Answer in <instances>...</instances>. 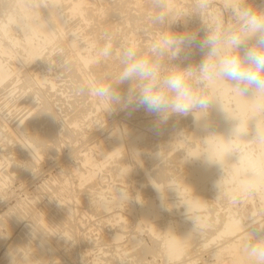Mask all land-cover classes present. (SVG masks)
<instances>
[{"label": "rangeland", "instance_id": "1", "mask_svg": "<svg viewBox=\"0 0 264 264\" xmlns=\"http://www.w3.org/2000/svg\"><path fill=\"white\" fill-rule=\"evenodd\" d=\"M16 1L17 0H12V4ZM93 1L95 2V0ZM175 1L176 0H168L167 3L169 2L168 8L176 17H180L182 15V11L185 12L186 10L188 12L192 10L194 0ZM248 1L246 2L254 8L264 9V0ZM151 2H153V0H143L141 5L137 3V0H108L107 5L105 4L106 2L97 3L95 6L91 7V12H88L89 15L91 14V18L85 23L80 20L79 17H69V12L67 13L68 9L66 6L69 2H67V0H60V6L62 4L63 5L59 7L61 11V13L60 11L59 13L61 16L63 15L62 17H64V21L66 22L63 27V33L67 34L65 35V38L68 37V39L71 38L75 42L78 41L77 44L79 46H82L85 43V38L90 35L94 36L96 34L99 38L106 40L104 38L108 33L107 36L109 35L108 37H110L113 50L115 51V49L125 45L122 33L130 34V32L134 29V32L139 29V32H135L137 34L135 39L137 40L136 42L138 48L140 47L141 51H143L144 46L148 48L153 39L158 38L162 33H165V28L167 26H170L171 31L175 33H184L186 31L190 32L192 30L196 31V29H201V19L198 14H192L193 16L191 15L185 17L183 27L182 20H178L167 26L153 24L151 17L157 13V9L153 7V4H149ZM173 2H175L176 5ZM223 2L224 0H211V7L208 10V14L210 16L223 15L225 25L229 26L233 24L234 21L229 13L223 12ZM45 4L46 6L48 5V0H45ZM177 4L179 8L177 7ZM86 7L87 6H85L84 9L89 8ZM97 8H102V10L99 11ZM187 12H185V14ZM135 25L138 26L136 27ZM123 28L127 29V31H122ZM103 34L105 36H103ZM75 36H77V38ZM203 36V30L199 31L198 39ZM65 38H63L62 41L60 40L56 42V44L54 43L55 46L54 44H51L50 46L53 49L49 45L47 46V49L49 48L50 50L45 53H51L47 55V58H45V61L43 62L39 61L38 63L27 64L22 61H14V63L11 60V65L16 64L15 66H17L18 72L14 75V81L12 80L13 82L0 88V184H2L0 185V264H12V255L14 258L13 264L20 262L24 255L28 256L30 259L27 264H241V262L242 264H247L246 262L248 261H245L247 260L244 259L245 257H243L241 261L240 257L237 258V256L233 255V252L226 247L227 244L232 242L231 240H235V235L227 236L225 234H221L219 237L216 236L217 232L220 230V225L223 219L222 217H224L226 213L225 206L228 202L227 196L234 195L232 201H235L237 205H240L236 211V215L242 210L241 199H236L239 197V193L234 190L225 189L223 188V185L220 192L216 186H206L204 199L205 206H207V208H205L207 215H204L199 211L197 212V218L200 217L198 218V222L200 223L204 221L205 224L203 227L201 226L202 230L193 233L195 235L194 241H192L190 237L192 236L190 232H183L186 227H184L185 229H180L182 226L178 224H182L184 222V217L188 214L186 206L180 203L182 197L181 194H177L175 191H172V196L170 193L166 197L167 201L175 199L173 200V202H175V206L173 207L174 210L172 208L171 212H168L161 207V205H159V209L157 208V212L154 217L151 215L147 221L141 220L140 210L146 205V202L149 200L158 202L159 200L158 198L156 199L155 192H153L154 189L150 183L151 179L149 174H157L160 168V171H162V167L164 168L167 165L166 162L168 163V161L171 160V156L173 157L174 155L175 160L181 158L182 149L185 146L193 144V140H190L185 136V133L188 131L190 126V124H188L189 117L187 116L183 118V116H181L184 119L183 120L180 116L173 115L171 116L173 118L172 121H170L172 118H169V122L171 124L167 121V124L173 126L174 128L179 126L180 122L187 121L186 123L182 122V126L180 125V127L175 128L177 132L180 133L182 130L183 133L182 131L180 134H177L176 132L174 134L176 138L173 135L174 139L172 136L170 137V140H172V147L170 146V140H167L169 142L166 141V139L169 138H166L165 141L160 139V142H155L157 138H153L156 140L154 141V147L152 145L150 149H153L155 152L152 157L155 158V156H157L156 159H158L159 154V159H155L156 161H153L155 164L152 162H150V164L140 158H130L125 151H123L121 156L115 155V157L112 156V158L105 153V149L101 150L100 154L97 153V148L101 147L102 143L104 144L105 140L108 139L110 134L115 131L116 128L122 129L124 126L127 133L130 135L139 132L140 130H143L142 128H144V130H146L145 132H148V134L150 132L149 135H151L153 131L149 128H153V126L150 124L154 123L157 118L154 114H147L143 108L133 109L130 107L122 109L117 107L115 111L105 113L103 109L100 108L99 111L98 108H95V106L97 107L99 103L94 97L76 95L74 93V88L78 85V83H81V81L77 77L70 74V70H65V67H67L71 62V58L67 57L69 56V53L66 51L67 49L64 45L61 46V44L64 43ZM126 42V44L129 43L128 41ZM138 44H140V46ZM56 47L59 48L57 49ZM146 52L145 48V53ZM15 53L17 56L18 53ZM58 55H60V58H58ZM48 57L51 60H49ZM202 59L203 53L197 46L195 47L194 45L191 49H186L177 59L172 60L170 63L184 68L190 64L198 65ZM62 60L64 62H62ZM107 60H109V58ZM66 61L70 62L67 63ZM172 65L166 62V70H175ZM37 71L46 73L50 78L54 77V80L57 81L54 90L47 89V85H35L30 76ZM55 74L57 75L55 76ZM76 79L77 81H75ZM42 95L43 97H41ZM28 99L29 101H27ZM90 103H92L91 106ZM44 107L46 110H49L44 112ZM74 108L75 110L77 108H80L81 110L84 109L82 111L86 117L84 116L82 119L81 114V117L79 118L81 122L79 121V124L76 126H70L67 121L69 120V116L71 117V115L74 114ZM39 109H42L43 113ZM39 111L40 115L47 112L49 115L47 113L46 115L44 114L43 116L45 117H43L38 114L39 117H37V113H39ZM50 114L53 118H51ZM34 116H36L35 119ZM49 116L50 119L48 118ZM31 118L34 121V124L31 122L32 120L30 121ZM17 124L20 125L19 128L22 127L21 131L23 128L25 129L22 133L24 134L25 132L26 136L23 134H15L13 130H11V128L14 129ZM25 124L26 126H24ZM5 125L8 128L4 127ZM185 125L188 129L185 128ZM33 129L34 131H32ZM52 129L53 131H51ZM50 132L52 136H50ZM6 135H8V137ZM46 135L48 137L50 136V139L46 137ZM24 136L29 138L33 137V141L35 139H40L39 137H45V140L48 138L47 142H45L46 146L39 149V153L42 155L39 157L35 155V157L31 156L33 154L27 151L28 148L25 149L27 146L25 144L26 140ZM178 136L181 138L177 139ZM19 138L22 140L20 141ZM189 142L190 145H188ZM36 143H38L37 140ZM167 143L171 148L170 151L167 150V148L164 149L163 145H166ZM178 143L181 144L179 145ZM23 144H25L24 147ZM48 144L52 149L49 148ZM157 145L162 148L157 150ZM13 146L15 147L13 148ZM47 146L48 148H46ZM201 147V145L198 146V149L201 150ZM165 151L167 152V155ZM28 153L31 155H28ZM83 155L92 156L91 159L95 163H103L101 167L103 169L100 168L96 171L94 178L89 179V181L85 180L80 182L81 178L86 176V168H88V166H86L82 161ZM26 158L29 160L31 159L30 162L34 166V170L39 172L38 174H34L30 167L24 166L30 165V162H27L28 159ZM137 159H139L140 162ZM119 160L123 161V163L120 161V164L122 165L118 164L119 162L117 161ZM158 166L159 168L157 169ZM180 168L177 169L178 173L176 172L177 175H175L176 177L178 176V178L179 176H183L182 174L184 173L183 168H181L182 170H179ZM19 169L24 172L21 173ZM147 172H149V174ZM219 173L221 175H225L226 170L223 169V171H221L219 169ZM1 178L3 180H1ZM83 182L84 184H82ZM121 188L125 189L129 193V201L120 200L119 189ZM183 193V197L188 196V192L184 191ZM115 196L116 198H114ZM253 200L255 202V206L259 208L260 203H258L259 200L257 199L256 194L253 195ZM50 217H53V220L55 219L53 221L54 223L52 222V225L50 224L48 226H44L43 223H40L41 218L49 220ZM220 217L221 219H219ZM259 218L260 217L256 219ZM246 221L249 224L251 223L249 218L246 219ZM257 221L264 223V216H261V218ZM173 222H177V225H172L173 228L171 229L170 236L174 238L182 233L185 234V237L183 238L185 240L182 241L181 244L183 250L177 257L164 253L163 246L161 244L164 225L166 223L173 224ZM185 222L189 223L188 221ZM150 225L154 227V230L150 229ZM251 225L248 226L252 229H256V227L258 228V225ZM32 236L34 237V240ZM212 237H215V239H212ZM38 244H41L44 247L45 253L41 254L38 259H34L33 255ZM236 258L239 260L238 262H236ZM234 260L235 262H232Z\"/></svg>", "mask_w": 264, "mask_h": 264}, {"label": "bare ground", "instance_id": "2", "mask_svg": "<svg viewBox=\"0 0 264 264\" xmlns=\"http://www.w3.org/2000/svg\"><path fill=\"white\" fill-rule=\"evenodd\" d=\"M63 1V0H61ZM65 1V0H64ZM168 0H166L167 3ZM177 1V0H176ZM175 1V2H176ZM248 1V0H246ZM67 2H69V4H65L67 6V13L69 14V17L72 16L75 18L79 17L80 20H82L83 22H87L88 20H90V15L88 12H91V7L95 6L97 3H104L107 5L108 0H95V2L92 0H67ZM94 2V3H93ZM143 2V0H137V3L141 5V3ZM175 2H173L175 4ZM249 2V1H248ZM114 3V2H113ZM148 3V2H147ZM172 3V2H171ZM145 4V3H144ZM150 5L153 4V2L149 3ZM169 4V2L167 3V5ZM63 5V4H62ZM61 5V6H62ZM105 5V6H106ZM111 5V4H109ZM108 5V6H109ZM138 5V6H140ZM176 5V4H175ZM174 5V6H175ZM60 6V0H48V5L46 6L45 4V0H17L15 3L12 4V0H0V88L5 87L8 83H11L14 81L13 77L16 74L17 71V66H15L14 64L11 65V60L14 62H25L27 64H31V63H38L39 61H45V58H47V55H49L51 52H49V54H46L45 52H47L48 50H50L49 48L47 49V46L51 45V44H56V42L58 41H62L63 38H65V35L63 33V27L65 25V19L64 17H62L60 15L61 11L59 9ZM87 6L89 8L84 9V7ZM112 6V5H111ZM64 7V6H63ZM144 7V6H143ZM172 7V6H171ZM178 7V4H177ZM103 8V6H102ZM102 8H97L99 11L102 10ZM115 8V7H114ZM179 8V7H178ZM65 9V8H63ZM128 9V8H127ZM89 10V11H88ZM105 10V9H104ZM135 10V9H134ZM177 10V8H176ZM60 11V13H59ZM63 11V10H62ZM167 11L171 12V10L168 8ZM174 11V10H173ZM182 11V10H181ZM178 12V11H176ZM185 12H187L185 10ZM185 12H181L182 15L180 16L181 18L185 15ZM95 13V12H94ZM103 14V12H102ZM178 14V13H177ZM65 16V15H64ZM67 16V15H66ZM193 16V15H192ZM135 17V16H134ZM78 18V19H79ZM132 18V17H131ZM140 18V17H139ZM117 21V20H116ZM142 21V20H141ZM123 22V21H122ZM181 22V21H180ZM73 23V22H72ZM144 23V22H143ZM185 23V18L182 19V27L183 24ZM194 23V22H193ZM138 24V23H137ZM136 26V25H135ZM134 26V27H135ZM138 26V25H137ZM136 26V27H137ZM167 26V25H166ZM187 26V25H186ZM190 26V25H188ZM73 27V26H72ZM121 27V26H120ZM131 27V26H130ZM115 28V27H114ZM141 28V27H140ZM188 29V28H186ZM111 30V29H110ZM127 29H124L122 31H124ZM135 30V29H134ZM131 31L130 34H125L122 33L123 38L125 40V44L127 43L126 41H128L129 43H135L137 45V40L135 39L136 37V33L137 31L139 32V29L137 31L134 32ZM168 30H171L170 26H167L165 28V32H167ZM112 31V30H111ZM114 31V29H113ZM193 31V30H192ZM197 31V29H196ZM201 31V30H200ZM76 32V31H75ZM108 32V31H106ZM70 33V32H69ZM68 33V34H69ZM111 33V32H110ZM108 34V33H107ZM100 35V34H99ZM112 35V34H111ZM116 35V34H115ZM114 35V38H115ZM118 35V34H117ZM69 36V35H68ZM72 36V35H71ZM70 36V37H71ZM103 36H105L103 34ZM109 36V35H108ZM139 36V35H138ZM67 37V36H66ZM77 38V36H75ZM73 38V37H72ZM104 38V37H103ZM141 38V37H140ZM75 39V38H73ZM106 39V36L105 38ZM139 39V38H138ZM64 43L61 44L65 46L64 49L69 53V56H67L68 58H71V62L69 63L68 61H66L68 64L67 67H65V70L68 69L70 70V74H72L73 76L77 77L81 82H86L88 80H96L98 82L101 83H110L111 82V77L114 73H116L119 68V53L121 50V47L115 49L114 54L112 57L109 58V60L102 58L99 55V50L100 48H102L104 46V44L106 42H108L107 40H103L101 38H99L96 34L94 36L90 35L88 37L85 38V43L81 46H79L77 43L78 41H74L71 38L68 39L65 38L64 39ZM82 40V39H81ZM117 40V39H116ZM80 41V40H79ZM141 41V40H140ZM145 41V40H144ZM83 42V41H82ZM60 43V42H59ZM62 43V42H61ZM128 43V44H129ZM141 43V42H140ZM54 44V46H55ZM58 44V43H57ZM81 44V43H80ZM120 44V43H117ZM144 44V43H142ZM140 46V44H138ZM145 45V44H144ZM53 46V47H54ZM60 46V45H59ZM142 46V45H141ZM51 47V46H50ZM196 47V46H195ZM52 48V47H51ZM57 48V47H56ZM59 48V47H58ZM57 48V49H58ZM140 48V47H139ZM145 48L147 51V47L144 46L143 52H145ZM53 49V48H52ZM63 49V47H62ZM141 49V48H140ZM64 51V52H66ZM15 52L18 53V55L16 56ZM62 52V51H61ZM66 52V53H67ZM56 53V52H55ZM65 53V54H66ZM198 53V52H197ZM54 55V54H53ZM67 55V54H66ZM65 55V56H66ZM201 55V54H200ZM57 56V55H56ZM62 56V55H61ZM49 58V57H48ZM58 58H60V55H58ZM57 58V59H58ZM64 59V58H63ZM49 60H51L49 58ZM59 60V59H58ZM47 61V60H46ZM14 62V63H15ZM51 62V61H50ZM58 62V61H57ZM62 62H64L62 60ZM65 62V65H66ZM175 63V62H174ZM42 65V63H41ZM58 65V64H57ZM56 66V65H55ZM24 67V66H23ZM22 67V69H23ZM44 67V66H43ZM49 67V66H48ZM64 67V66H63ZM58 68V67H57ZM61 68V66H60ZM38 69V68H37ZM46 69V68H45ZM49 69V68H48ZM47 69V70H48ZM25 70V69H24ZM61 70V69H60ZM53 71V70H52ZM57 73V72H55ZM62 73V72H61ZM60 73V74H61ZM57 74H55L56 76ZM18 76V75H17ZM66 76V75H65ZM31 80L35 83V85H47V89L50 90H54L55 86H56V82L53 78L48 77V75L46 73H43L41 71H37L34 72L31 76ZM29 77V78H30ZM69 77V76H68ZM66 78V77H65ZM68 79V78H67ZM13 80V81H12ZM30 80V79H29ZM72 80V79H71ZM74 80V79H73ZM31 81V82H32ZM77 81V79L75 80ZM74 81V82H75ZM30 82V81H29ZM71 82V81H70ZM73 82V81H72ZM16 84V83H15ZM33 84V83H32ZM79 84V83H78ZM14 85V84H12ZM71 85V84H70ZM33 86V85H32ZM130 86V82H125L124 84L118 85V90L122 93V94H126L127 90ZM10 87V86H8ZM15 87V86H14ZM27 87V86H26ZM46 87V86H45ZM7 89V87H6ZM9 89V88H8ZM34 89V88H33ZM40 91V90H39ZM35 92V91H34ZM38 92V91H37ZM45 92V91H44ZM47 94V92H46ZM217 94L220 96V98L223 100L225 107L227 108V110L229 111V113L231 114V116H233L234 118H238L241 119L244 122H247L251 115L253 114V105L254 102L248 98L242 97L239 94H237L233 88V86L231 85L230 82H219L217 84ZM40 95V94H39ZM37 97V96H36ZM43 97V95L41 96ZM86 97V96H85ZM28 98V97H27ZM39 98V97H38ZM42 99V98H41ZM45 99V98H43ZM92 99V98H91ZM35 100V99H34ZM38 100V99H37ZM77 100V99H76ZM83 100V99H82ZM88 100V99H87ZM94 100V99H93ZM29 101V99L27 100ZM46 101V100H45ZM59 101V100H58ZM96 101V100H95ZM46 103V102H45ZM81 103V102H80ZM20 104V103H19ZM41 104V103H40ZM47 104V103H46ZM69 104V103H68ZM84 104V103H83ZM95 104V103H94ZM98 104V103H97ZM92 105V103H90V106ZM80 106V105H79ZM82 106V105H81ZM95 106V105H93ZM47 108V107H46ZM87 108V107H86ZM95 108H98V110L101 108L104 110L105 112V106L101 103H99V105ZM45 107L43 108L44 111ZM89 109V108H88ZM92 109V108H91ZM40 110V109H39ZM49 110V109H47ZM45 109L44 112L47 111ZM72 110V109H71ZM84 110V109H82ZM80 108H77L75 110L74 108V114L71 115V117L69 116V120L67 121L68 124L76 126L79 124V118L81 117L82 114V119L84 118V114ZM42 113V109L40 110ZM40 111L39 113H37V117H39L40 115ZM100 111V110H99ZM38 112V110H37ZM41 113V114H42ZM48 113V112H47ZM47 113H44L45 115ZM69 113V112H68ZM102 113V112H101ZM108 113V112H107ZM146 113V112H145ZM39 114V115H38ZM43 114V115H44ZM53 114V113H52ZM104 114V113H103ZM102 114V115H103ZM133 114V113H131ZM148 114V112H147ZM40 115V116H43ZM49 115V113H48ZM51 115V114H50ZM138 115V114H137ZM106 116V114H105ZM131 116V115H130ZM147 116V115H146ZM175 116V115H174ZM201 116L200 113H197V117L199 118ZM11 117V116H10ZM36 116H34L35 119ZM45 117V116H43ZM47 117V116H46ZM86 117V116H85ZM177 117V116H176ZM188 124H190L189 129L188 127L185 128L188 129V131L186 132L185 130V136L187 138H189L190 140H193L192 143L190 145V142L188 145L190 146H185L182 149L181 152V158L179 159H174V155L173 157L171 156V160L168 161V163L166 162V166L163 168L162 167V171L161 168L160 170L157 172V174L151 173L149 174V172H147L150 175V183L152 184V187L154 189L153 192H155V196L156 199L158 198V202L153 201V200H149L146 202V205L143 206L140 210V218L143 221H147L149 219V216L156 214L157 212V208L159 205H161V207H163L165 210H167L168 212H171V209L175 206V202L172 201H167L166 197L170 194L172 196V191H175L173 188L171 187H176L178 189V194H181V204L184 203H189L191 205H193V208L190 209L189 211L196 215L197 212H201L204 215L206 214L205 208H207V206H205V199H204V194H205V188L207 185H210L211 187L216 186V183L223 180L222 181V185L223 188L225 189H230V190H234L235 192L239 193V186L242 182L246 181L248 179L247 176V168L249 166L250 163L254 162L257 158L260 159H264V148L258 147L256 145H254L251 142V137L249 136L246 139H240V138H236L234 141L229 142L228 141V136H229V132L230 129L232 127V124L234 123L233 121L227 120L224 115L222 113H220L216 108H213L210 110V115L207 118V123H208V128L205 129L201 126H197V124L195 123V118L193 115L188 116ZM33 118V116H32ZM30 119V121L34 124L33 119ZM42 118V117H41ZM39 118V119H41ZM50 119V116L48 117ZM51 118L52 115H51ZM131 118V117H130ZM134 118V117H133ZM172 118V117H170ZM180 118H182L180 116ZM185 118V117H183ZM182 118V119H183ZM175 119V118H174ZM179 119V118H178ZM45 120V119H43ZM142 120V119H141ZM151 120V119H150ZM156 120V119H155ZM170 119H168L169 122ZM173 118L170 120L172 121ZM176 120V119H175ZM184 120V119H183ZM187 120V119H186ZM25 121V120H24ZM178 121V120H176ZM180 121V120H179ZM26 122V121H25ZM42 122V121H41ZM47 122V121H46ZM64 122V121H63ZM81 122V121H80ZM146 122V121H145ZM152 122V121H151ZM154 122V121H153ZM158 123V121L156 120L154 123L150 124L153 126V128H149L153 131V133L151 135L150 132L148 134V132H145L146 130H144V128H142L143 130H140L139 132L133 133V134H128L127 130L124 128V126L122 127V129H115V131H113L110 136L108 137V139L105 140L104 144L102 143L101 147H98L97 149V153L100 154L101 150H106V154L112 158V156L115 157L116 156H121L123 154V151H125L127 153V155L134 158H140L142 160H144L145 162H152L157 158V156H154V150H150L151 146L153 145L154 147V143L158 142L160 139H162L163 141L170 140L171 136L173 138V135L177 132L175 130V128L180 127V125L182 126V122L186 123L184 121L180 122V125L176 126L177 127H173L171 125H168L167 123ZM31 123V124H32ZM132 123V122H131ZM136 123V122H135ZM138 123V122H137ZM170 123V122H169ZM179 123V122H178ZM10 124V123H9ZM30 124V123H29ZM32 124V125H33ZM38 124V123H37ZM53 124V123H52ZM139 124V123H138ZM136 124V125H138ZM171 124V123H170ZM173 124V122H172ZM22 125V124H21ZM43 125V124H42ZM55 125V124H54ZM88 125V124H86ZM141 125V123H140ZM145 125V124H144ZM162 125V126H161ZM1 126V125H0ZM19 124H17L14 129L11 128V130H13V132L15 134H23L22 131L25 129L23 128V130L21 131V128H19ZM26 126V124L24 125ZM23 126V127H24ZM31 126V125H29ZM38 126V125H36ZM48 126V125H47ZM139 126V125H138ZM188 126V125H187ZM6 128H8L6 125L4 126ZM35 127V126H34ZM44 127V126H43ZM42 127V128H43ZM146 127V126H145ZM184 127V125H183ZM3 128V126H2ZM29 128V127H28ZM49 128V127H48ZM133 128V126H132ZM173 128V129H172ZM184 128V129H185ZM31 129V127H30ZM36 129V128H35ZM70 129V128H69ZM75 129V128H74ZM72 129V130H74ZM78 129V128H77ZM128 129V127H127ZM139 129V127H138ZM181 129V128H179ZM27 130V129H26ZM114 130V129H113ZM135 130V129H134ZM150 130V131H151ZM8 131V129H7ZM31 131V130H30ZM34 131V129L32 130ZM53 131V129L51 130ZM55 131V130H54ZM149 131V130H147ZM182 131V130H181ZM180 131V133H181ZM4 132V131H3ZM49 132V131H48ZM72 132V131H71ZM70 132V133H71ZM13 133V134H14ZM37 133V132H36ZM41 133V132H40ZM55 133V132H54ZM179 132H177L178 134ZM179 133V134H180ZM183 133V131H182ZM4 134V133H3ZM43 134V133H42ZM47 134V133H46ZM49 134V133H48ZM51 134V132H50ZM1 135V133H0ZM25 135V132L24 134ZM31 135V134H30ZM29 135V136H30ZM45 135V134H43ZM182 135V134H181ZM180 135V136H181ZM5 136V135H4ZM8 137V135H6ZM11 136V135H10ZM15 136V135H14ZM18 136V135H17ZM26 136V135H25ZM24 136V137H25ZM28 136V135H27ZM35 136V135H34ZM52 136V134L50 135ZM49 136V137H50ZM74 136V135H73ZM175 136V135H174ZM23 137V136H22ZM21 137V138H22ZM46 137H48L46 135ZM48 137V138H49ZM72 137V136H71ZM185 137V138H186ZM5 138V137H4ZM33 138V137H32ZM32 138L29 137H25V144L27 147H25V149L28 148L27 151H29L30 153L33 154L32 150L35 153V156H40L42 154H40V148L42 149L43 146L45 147L46 144L45 142H47L48 138L45 140V137H39L40 139H35L34 141L32 140ZM37 138V137H35ZM52 138V137H51ZM79 138V137H78ZM153 138H157V140L155 141ZM176 138V136H175ZM181 137H177V139H179ZM184 138V139H185ZM20 139V138H19ZM34 139V138H33ZM50 139V138H49ZM174 139V138H173ZM176 139V141H177ZM182 139V140H184ZM22 139H20L21 141ZM36 140L38 141V143H36ZM3 141V140H2ZM155 141V142H154ZM161 141V140H160ZM159 141V142H160ZM172 140H170V146ZM10 142V141H9ZM24 142V141H23ZM169 142V141H167ZM175 142V141H174ZM178 142V141H177ZM182 142V141H181ZM185 142V141H184ZM188 142V141H187ZM8 143V142H7ZM16 143V142H15ZM52 143V142H51ZM81 143V142H80ZM166 143V142H165ZM22 144V143H21ZM23 144V147L24 145ZM57 144V143H56ZM159 144V143H156ZM174 144V143H173ZM179 144V143H178ZM181 144V143H180ZM179 144V145H180ZM186 144V143H185ZM1 145V144H0ZM4 145V144H3ZM6 145V144H5ZM16 145V144H15ZM163 145V144H162ZM168 145V146H167ZM176 145V143H175ZM177 145V146H179ZM202 146L201 150L198 149V146ZM49 146V144H48ZM48 146L46 148H48ZM159 145H157L158 147ZM164 149L167 148V150H171V148L169 147V144L167 143L166 145H163ZM239 146L240 148H242L245 152V159L242 163H236V156L233 155L231 157H229V160L226 158V153L230 148ZM15 146H13L14 148ZM22 147V145H21ZM20 147V148H21ZM51 146H49L50 148ZM182 147V146H181ZM162 147H158L157 150L161 149ZM4 149V148H3ZM11 149V148H10ZM23 149V148H22ZM52 149V148H50ZM95 149V148H94ZM166 150V151H167ZM26 151V150H24ZM43 151V150H42ZM50 151V150H49ZM48 151V152H49ZM165 151V152H166ZM175 151V150H173ZM44 152V151H43ZM160 152V151H159ZM158 152V153H159ZM176 152V151H175ZM5 153V152H4ZM28 153V155L30 154ZM157 153V154H158ZM23 154V153H22ZM169 154V152H168ZM209 154L213 159H217V160H221L224 162L225 164V169L226 173L225 175H221L219 173V169L221 171H223V169L218 166V165H209L208 163H206V155ZM31 155V154H30ZM126 155V156H127ZM167 155V152H166ZM172 155V154H171ZM176 155V154H175ZM33 156V155H31ZM34 156V157H35ZM95 156V154H94ZM128 156V158H129ZM164 156V155H163ZM10 157V156H9ZM92 157V156H91ZM90 156L88 155H83V163L88 166V168H86L87 174L85 177H82L80 182L92 179L94 178V175L96 174V171H98L103 163H95L92 161ZM102 157V156H101ZM166 157V156H165ZM29 158V157H28ZM26 158V159H28ZM95 158V157H94ZM98 158V157H97ZM107 158V157H106ZM104 158V159H106ZM129 158V159H130ZM177 158V157H175ZM101 159V158H100ZM109 159V158H108ZM158 159H159V154H158ZM156 159V160H158ZM1 160V159H0ZM31 160V159H30ZM30 160L28 159L27 162H30ZM33 160V159H32ZM38 160V159H37ZM95 160V159H94ZM98 160V159H97ZM134 160V159H133ZM139 161V159H137ZM155 160V161H156ZM169 160V159H168ZM108 161V160H107ZM123 163L122 160H119L117 162H119V165ZM132 161V160H131ZM162 161V160H161ZM26 162V160H25ZM99 162V161H97ZM140 162V161H139ZM143 162V161H141ZM159 162V161H158ZM82 163V165L84 166V164ZM11 164V163H10ZM29 164V163H28ZM31 164V162H30ZM105 164V163H104ZM125 164V163H124ZM151 164V163H150ZM155 164V163H154ZM128 165V163H127ZM126 165V167H127ZM136 165V164H135ZM146 165V164H145ZM149 165V164H148ZM164 165V162H163ZM25 166V165H24ZM118 166V165H117ZM145 167V166H144ZM154 167V166H153ZM183 168V176H178L176 177L175 175H177L178 168ZM25 168V167H24ZM147 168V167H146ZM145 168V169H146ZM159 168V166L157 167V169ZM179 170H182V169ZM103 169V168H101ZM122 169V168H121ZM133 169V168H132ZM144 169V170H145ZM21 173H23L24 171H22L21 169H19ZM24 170V169H23ZM26 170V169H25ZM126 170V169H125ZM148 170V168H147ZM60 171V170H59ZM128 171V170H127ZM152 171V170H151ZM154 171V169H153ZM1 172V171H0ZM26 172V171H25ZM177 172V173H176ZM182 172V171H181ZM11 173V172H10ZM86 173V172H85ZM124 173V172H123ZM81 174V173H80ZM79 174V175H80ZM121 174V173H120ZM126 174V173H125ZM154 174V175H153ZM224 174V173H222ZM78 175V176H79ZM181 175V174H180ZM3 177V176H2ZM176 177V178H175ZM53 178V177H52ZM6 179V178H4ZM12 179V178H11ZM16 179V178H15ZM20 179V178H19ZM1 180H3L1 178ZM50 181V180H49ZM1 182V181H0ZM55 182V181H54ZM65 182V181H64ZM3 183V182H2ZM4 184V183H3ZM51 184V183H50ZM54 184V183H53ZM84 184V182L82 183ZM2 185V184H0ZM49 185V184H48ZM151 187V188H152ZM161 189L162 191H164L163 193V198H162V194L161 192L157 189V188ZM1 188V186H0ZM209 189V188H208ZM211 190V189H209ZM237 190V191H236ZM51 191V190H50ZM55 191V190H54ZM184 191L188 192V196L187 197H183L184 195ZM113 192V191H112ZM176 192V191H175ZM174 192V193H175ZM61 193V192H60ZM151 193V192H150ZM177 193V192H176ZM183 194V195H182ZM114 196V195H113ZM118 196V195H117ZM147 196V195H146ZM179 196V195H178ZM234 195L231 196H227L228 197V202L225 206L226 208V213L225 216L222 217V222L220 225V230L219 232H217V237H219L221 234H225L227 236H232L235 235V240H231L232 242L230 244H227V248L230 249L233 253V255L237 256V258L240 257L241 261L242 258L245 257L242 249L243 246L247 243V241L251 238V234L253 235V237L255 238L257 233L254 231V229H252L251 227H249L248 225H251L252 223H247L246 219H248L249 217L255 215L256 218L261 216H264L262 214H264V188H262L260 191H258L256 193V197L259 200L258 203H260L259 208H257L255 206V202L253 200V195L249 196V197H245V198H240L241 199V205H242V210L240 213H238L236 215V211L238 209V207L240 205H237L235 203V201H232ZM151 197V196H150ZM176 197V196H175ZM116 198V196L114 197ZM118 198V197H117ZM235 198V197H234ZM51 199V198H50ZM177 199V198H176ZM237 199V198H236ZM121 200V199H120ZM119 200V201H120ZM135 200V199H134ZM169 200V199H168ZM171 200V199H170ZM30 201V200H29ZM39 201V200H38ZM60 202V201H58ZM139 202V201H138ZM226 202V201H225ZM179 203V202H178ZM177 203V204H178ZM48 204V203H47ZM58 204V203H57ZM142 204V203H141ZM25 205V204H24ZM61 205V204H60ZM101 205V204H100ZM103 205V204H102ZM248 205V206H247ZM250 205V207H249ZM259 205V204H258ZM186 206V205H185ZM56 207V206H55ZM187 208V206H186ZM53 209V208H52ZM66 209V208H65ZM159 209V208H158ZM49 210V209H48ZM164 210V212H165ZM174 210V208H173ZM172 210V213H173ZM51 211V209H50ZM163 211V210H162ZM166 211V212H167ZM89 212V211H88ZM208 212V211H207ZM58 213V212H57ZM162 213V212H161ZM11 214V213H10ZM66 214V213H65ZM200 214V213H199ZM224 214V213H222ZM55 215V214H54ZM70 215V214H69ZM159 215V214H158ZM163 215V214H162ZM166 215V214H165ZM198 215V214H197ZM10 216V215H9ZM121 216V215H120ZM157 216V215H156ZM186 216V215H185ZM217 216V215H216ZM164 217V216H163ZM7 218V217H6ZM67 218V217H66ZM167 218V217H166ZM200 218V217H198ZM259 218V219H260ZM48 219V218H47ZM168 219V218H167ZM173 219V218H172ZM215 219V218H214ZM218 219V218H217ZM221 219V217L219 218ZM257 219V220H259ZM55 220V219H54ZM53 217H50L49 220L43 219L41 218V222L43 223L44 226H48V225H52V222L54 221ZM171 220V218H170ZM40 221V220H39ZM57 221V220H56ZM55 221V222H56ZM169 221V220H168ZM185 221H188L189 223H186ZM250 221V220H249ZM262 221V220H261ZM260 221V222H261ZM219 222V223H220ZM54 223V222H53ZM164 224V223H163ZM180 226H182L180 229H183L184 227H186L185 232H190L192 234L191 239L192 241H194L195 239V235L193 234V222L186 217H184V222L182 224L178 223ZM204 221L200 222V230L201 226H204ZM172 225H177V222H173V224L169 223V224H165L164 225V231H163V235H162V246H163V252L169 255H172L173 257H177L180 252L183 250L182 248V241H184L185 239H183L185 237V234L182 233L179 236H175L174 238H172L170 236V232L171 229L173 228ZM178 225V226H179ZM252 226V225H251ZM259 227V226H258ZM49 228V227H48ZM135 228V227H134ZM257 228V227H256ZM41 229V228H40ZM150 229L154 230V227L150 225ZM204 229V228H203ZM26 232V231H25ZM58 232V231H57ZM41 234V233H40ZM56 234V233H55ZM154 234V233H153ZM214 235V234H213ZM259 235H264V232L259 233ZM187 236V235H186ZM211 236V235H210ZM226 236V237H227ZM33 237V236H32ZM31 237V238H32ZM216 237V238H217ZM225 238V237H224ZM69 239V238H68ZM212 239H215V237ZM34 240V237H33ZM131 240V239H130ZM141 240V239H140ZM209 240V239H208ZM211 240V239H210ZM68 241V240H67ZM225 241V240H224ZM230 242V241H229ZM154 243V242H153ZM33 244V243H32ZM154 245V244H153ZM161 247V246H160ZM156 248V247H155ZM226 248V249H227ZM162 249V248H161ZM219 250V249H218ZM224 251V250H223ZM226 252V251H224ZM230 252V251H229ZM45 253L44 252V247L41 244H38L36 246V251L33 255L34 259H38V257ZM215 253V252H214ZM227 253V252H226ZM212 254V253H211ZM214 256V255H213ZM219 258V257H218ZM236 262H238V259ZM246 259V258H244ZM32 260V259H31ZM190 260V259H189ZM232 261V262H235ZM30 261L29 257L24 255L20 262H18L19 264H27V262ZM247 261V260H245ZM128 262V261H127ZM207 262V261H206ZM231 262V261H230ZM17 263V264H18ZM188 263V262H187ZM248 264V262H246ZM53 264H60V263H53ZM193 264V263H192ZM211 264V263H210ZM242 264V262H241ZM245 264V263H244Z\"/></svg>", "mask_w": 264, "mask_h": 264}, {"label": "clouds", "instance_id": "3", "mask_svg": "<svg viewBox=\"0 0 264 264\" xmlns=\"http://www.w3.org/2000/svg\"><path fill=\"white\" fill-rule=\"evenodd\" d=\"M153 7L157 9L151 17L153 24L171 25L198 14L201 29L184 33L168 30L151 41L146 53L135 43L122 45L118 57L120 68L112 75L111 82H81L75 86L74 93L94 97L105 106V113H111L117 107L143 108L154 114L158 123H166L173 115L187 117L191 114L197 126L205 129L209 126L207 118L210 110L216 108L227 120L234 122L229 142L250 136L254 145L264 148V9L254 8L246 0H224L223 12L229 13L234 21L226 26L223 15L208 14L211 0H194L192 10L182 18L167 11L166 0H153ZM200 30H203L204 36L198 39ZM106 40L108 42L99 50L104 59L114 54L107 34ZM194 45L203 53L198 65L181 68L170 63ZM166 62L175 70H166ZM125 82H130V86L127 93L122 94L117 86ZM219 82H230L237 94L254 102L253 114L247 122L231 116L217 94ZM197 113L201 114L199 118ZM233 155L236 156V163L245 159V152L239 146L230 148L226 158L229 160ZM206 163L225 169L223 161L213 159L209 154L206 155ZM25 166L30 167L34 174L39 173L32 163ZM246 172L248 179L240 184L237 199L252 196L264 188V159L257 158L250 163ZM222 181L216 183L219 192ZM171 188L178 194L176 187ZM157 189L163 198L164 191ZM119 198L129 201L130 195L121 188ZM184 205L187 206V218L193 222V232L199 231L198 218L189 211L193 205ZM249 220L259 227L254 230L256 237L251 234L242 252L248 264H264V235H259L264 232V223L257 221L255 215ZM13 259L12 255V264Z\"/></svg>", "mask_w": 264, "mask_h": 264}]
</instances>
